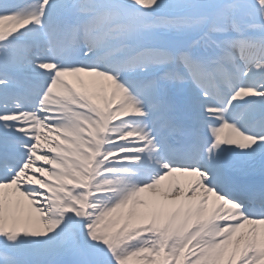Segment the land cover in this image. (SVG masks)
<instances>
[{"label": "snow or ice", "instance_id": "6c2138e0", "mask_svg": "<svg viewBox=\"0 0 264 264\" xmlns=\"http://www.w3.org/2000/svg\"><path fill=\"white\" fill-rule=\"evenodd\" d=\"M0 264H264V0H0Z\"/></svg>", "mask_w": 264, "mask_h": 264}]
</instances>
